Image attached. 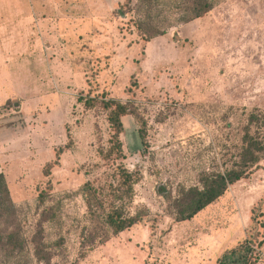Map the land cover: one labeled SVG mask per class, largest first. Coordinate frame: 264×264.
I'll return each mask as SVG.
<instances>
[{"label": "rangeland", "instance_id": "obj_1", "mask_svg": "<svg viewBox=\"0 0 264 264\" xmlns=\"http://www.w3.org/2000/svg\"><path fill=\"white\" fill-rule=\"evenodd\" d=\"M7 1L21 3L0 11L22 13L25 86L0 97V174L26 248L2 264H238L231 249L264 239V157L189 220L175 221L162 194L230 168L246 132L264 142V0H214L188 22L172 0ZM137 19L165 32L144 41ZM109 101L130 108L121 151ZM86 182L100 212L114 202L141 221L113 234L89 215ZM256 251L264 264V243Z\"/></svg>", "mask_w": 264, "mask_h": 264}, {"label": "trees", "instance_id": "obj_2", "mask_svg": "<svg viewBox=\"0 0 264 264\" xmlns=\"http://www.w3.org/2000/svg\"><path fill=\"white\" fill-rule=\"evenodd\" d=\"M143 3H150L151 0H141ZM179 8L180 19L183 22L204 16L214 7V0H172ZM144 19H137L136 25L139 35L144 41L151 37L163 34L165 30L158 26H145ZM107 107H112L109 112V122L114 132L115 146L121 151V142L119 134L123 131L121 117L130 113V108L123 103L109 101ZM63 148L57 150V157L54 162L48 163L43 172L45 175L50 173L51 167L58 163V156ZM264 157V142L258 136L248 132L243 135V145L238 154V159L233 162L232 166L225 171H212L204 174L201 178V185L182 187L178 194L173 196L170 192L163 190L162 194L168 202V213L177 222L191 219L206 206L217 200L224 194L228 186L248 174L251 168L258 166L260 159ZM119 174L124 182L131 183L133 174L123 166H119ZM88 213L93 218H103L104 224L117 234L123 230L141 221V215L125 216L121 207L114 202L110 203L106 212L104 210L103 200L99 197L97 189L90 182L82 186ZM44 191L38 195L39 202H44ZM261 214V213H259ZM258 214V215H259ZM253 214V219L257 221V216ZM264 234V220L261 222ZM257 238L253 235L243 240L238 246L230 250V256L238 264H254L258 260V248L264 239L257 243ZM34 245V255L38 260H46V246L41 241H36ZM26 240L22 236L20 224L17 220V209L14 205L5 181L4 175L0 174V258L1 256L10 257L21 253L25 250ZM0 264L2 261L0 259Z\"/></svg>", "mask_w": 264, "mask_h": 264}, {"label": "crops", "instance_id": "obj_3", "mask_svg": "<svg viewBox=\"0 0 264 264\" xmlns=\"http://www.w3.org/2000/svg\"><path fill=\"white\" fill-rule=\"evenodd\" d=\"M19 5L7 0H0V9L17 8ZM18 16L21 17L20 21H18ZM14 20L15 22H12ZM8 22L12 23V29L10 30ZM23 36L22 13L18 11H0V97L5 98L6 96L9 97V94L14 95V89L25 86L23 84V68H19L14 59V56L21 51L19 49L20 44L16 42L19 40L18 38L21 41ZM10 57H13V60ZM0 102L2 101L0 100Z\"/></svg>", "mask_w": 264, "mask_h": 264}]
</instances>
